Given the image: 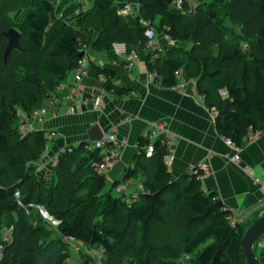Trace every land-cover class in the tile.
Instances as JSON below:
<instances>
[{
  "label": "trees",
  "instance_id": "trees-1",
  "mask_svg": "<svg viewBox=\"0 0 264 264\" xmlns=\"http://www.w3.org/2000/svg\"><path fill=\"white\" fill-rule=\"evenodd\" d=\"M174 2L93 0L85 9L74 0H0V233L8 231L6 240L0 238V264H69L75 243L97 249L102 264H175L184 257L190 264H246L241 240L259 217L232 228L227 222L232 212L216 193L203 192L200 174L171 178L163 161L165 141L157 140L153 157L145 158L141 138L133 168L112 183L115 189L142 177L141 192L126 203L124 194L104 191V175L97 171L101 157L89 156L86 142L58 156L51 180L37 178L34 164L46 151V132L19 129L20 114L40 109L87 57L84 45L118 58L112 45L135 51L146 43L142 23L147 22L157 33L190 45L152 62L147 58L146 68L159 86L173 88L196 78L199 95L216 112L217 133L238 147L249 130L264 131V0H205L194 6L184 0L180 10ZM125 4L138 6L132 24H122L119 11ZM19 10L26 14L16 23ZM11 28L20 34L19 49L3 64L2 34ZM89 73L104 77L107 92L130 93L111 83L116 77L111 71L89 64ZM34 206L58 225L48 229Z\"/></svg>",
  "mask_w": 264,
  "mask_h": 264
},
{
  "label": "crops",
  "instance_id": "crops-1",
  "mask_svg": "<svg viewBox=\"0 0 264 264\" xmlns=\"http://www.w3.org/2000/svg\"><path fill=\"white\" fill-rule=\"evenodd\" d=\"M25 14V10L17 11L13 20L18 23ZM129 15L134 20L137 12L132 10ZM187 45L170 44L156 32L153 46L146 43L136 46V59L131 66L123 58L95 52L89 64L97 70L113 72L116 77L111 83L129 90L128 95L105 91L104 77L88 71L77 83L83 94L81 99L70 91L74 79L71 72L43 103L46 113L42 121L26 119L33 131L54 133L53 138L48 139L43 156L34 164L37 178L50 180L53 177L54 160L65 149L77 147L82 142H94L89 140V131L97 126L102 135L113 133L119 142L123 141L111 166L102 172L105 186L110 185L109 191H112V183L121 179L128 168H133L140 153L139 141L149 125L159 123L166 130V146L172 157L167 168L173 180L179 179L192 166L203 163L207 170L201 179L204 193H216L222 204L234 214L243 216L245 222L262 216L264 131L255 142L244 141L238 152L239 163H232L236 152L217 133L213 110L207 108L199 95L197 79L181 80L182 89L163 88L146 68L148 57H164L174 48L186 51L190 47L185 48ZM22 120L20 118V122ZM142 180L138 177L122 183L123 194L126 197L138 195ZM255 254L259 264H264V238L257 242Z\"/></svg>",
  "mask_w": 264,
  "mask_h": 264
},
{
  "label": "built area",
  "instance_id": "built-area-1",
  "mask_svg": "<svg viewBox=\"0 0 264 264\" xmlns=\"http://www.w3.org/2000/svg\"><path fill=\"white\" fill-rule=\"evenodd\" d=\"M76 2H81V0H74ZM184 0H175L173 7L177 10H180L182 5H183ZM191 2V1H190ZM192 5V2H191ZM193 6V5H192ZM137 5H131V4H125L123 8L119 11V15H127L132 12V10L137 9ZM143 27L144 29V37L146 40V44L149 46H153L155 44V38H156V31L154 30L153 27H151L147 22H144ZM163 38L165 41L169 42L170 44H173L174 41L170 38L168 34L163 33L162 34ZM112 52L114 53L115 56L118 58H123L126 62H128V66H131L134 60L136 59V52L135 51H127V48L125 44H120L116 43L112 45ZM155 59V56L151 57L150 62H152ZM89 71V62L86 56H84L79 62H78V67L73 71L74 74V79H73V84L70 87V91L74 96H77L79 98H83V94L80 92V90L77 87V83L80 81L81 77L88 73ZM151 78L155 80L156 74L150 73ZM99 77L103 78L102 75H99ZM158 84V82H157ZM183 85L181 84V81L177 86L173 88H178L182 89ZM97 105V104H96ZM46 110L41 107L40 109L36 110L33 112L31 115L27 116L25 114H20V118L23 120L20 122L19 129L22 133L28 134L33 132L32 127L27 123L26 119H32L34 121H42L43 116L45 115ZM213 116L215 117L216 112L213 110L212 111ZM261 132L259 131H252L249 130L247 135L244 138V141L248 142H255L260 135ZM54 133H49L46 134V137L48 139L53 138ZM162 138L163 141L166 143V130L165 128L159 124V123H151L149 125L148 130L145 132L143 135V139L146 140V144L143 146V152L145 158H151L154 155L155 148L154 144L155 142L159 139ZM224 143L232 148L236 154L231 158V162L234 164L239 163V156L238 152L240 151V147L236 146L230 139L222 137ZM120 143L123 144V141L119 142L115 135L113 133H107L105 135H102L101 139L98 141L94 142H86L83 145V150L87 152V154H92L94 152H97L98 155L101 157V163L98 165L97 171L102 173L104 172L108 167L111 166L112 161H113V156L118 152ZM70 151V148L67 149ZM164 164L166 166H169L172 162V157L167 154L163 158ZM57 159L54 160V165H56ZM207 172L206 170V165L203 163H199L195 166H192L187 170V175L189 176H197L200 174L199 179H202ZM115 191L117 194H123L124 192V187L123 184H119L116 188ZM14 198L16 200L17 205L22 206L21 204V195L19 191H16L14 193ZM137 198L136 196H131V197H126V203L134 202ZM34 208L37 210L38 214L40 217L47 222L50 226L55 227L58 225V222L56 220H53L49 214L45 211V209L41 206H34ZM227 222L232 228H235L237 225L242 224L245 222V218L240 215H236L232 212L231 215L227 217ZM4 232V233H3ZM8 231L3 230L0 233V238L2 240H6L7 238ZM2 251L3 247L0 244V259L2 258Z\"/></svg>",
  "mask_w": 264,
  "mask_h": 264
},
{
  "label": "water",
  "instance_id": "water-1",
  "mask_svg": "<svg viewBox=\"0 0 264 264\" xmlns=\"http://www.w3.org/2000/svg\"><path fill=\"white\" fill-rule=\"evenodd\" d=\"M7 39V45L3 56V64L6 63L9 52L13 49H19L20 34L15 29L11 28L2 34ZM84 53H80L79 57H82ZM102 137L97 126H94L89 131V140L98 141ZM264 236V214L257 218L244 232L241 246L246 264H259L257 256L255 254V246L257 242Z\"/></svg>",
  "mask_w": 264,
  "mask_h": 264
},
{
  "label": "rangeland",
  "instance_id": "rangeland-1",
  "mask_svg": "<svg viewBox=\"0 0 264 264\" xmlns=\"http://www.w3.org/2000/svg\"><path fill=\"white\" fill-rule=\"evenodd\" d=\"M92 1L93 0H82L81 2L83 3L85 9H89L91 7ZM190 1L192 2L193 6H194L195 3L205 2V0H190ZM60 2L62 3V2H64V0H60ZM129 16H128V14L127 15H120V18L122 20V24L123 25L132 24L134 22V20L132 19L133 16L132 17L130 16V18H129ZM130 20H133V22L132 21L129 22ZM143 24H144V22L142 23V26H143ZM71 25L74 26V23L72 22ZM93 28H94V30H96L95 31V36L93 37V38H95L96 35L98 34V29L97 28H99V23L97 22L95 24V26H93ZM155 28H156V26H155ZM188 46L189 45L185 46V48H188ZM83 49H84L85 53H87L88 61H89L90 57H93L95 52H101L102 54H106L107 55V53L103 52L102 50H96V49L90 48V45H88L87 47L84 45ZM221 95L223 97H225L224 93H221ZM49 141L50 140H48V142ZM109 190H110V185L105 186L104 191L105 192H109ZM111 194L113 196H118L119 195V194H117L115 192V189H112ZM47 228L52 230L53 227L52 226H47ZM51 236L55 237V234L52 233ZM263 238H264V236L261 239H263ZM202 247H200L199 249H201ZM76 248H79V249H76ZM171 262H172V260H171ZM190 262H191L190 261V257H186V258L184 257L183 258V262L179 260L175 264H190ZM68 263L69 264H102L103 263V258H102L100 252L97 249L88 250V249H85L84 247L80 246L79 244L75 243L71 247V255H70V259H69ZM122 264H128V261L127 260H123Z\"/></svg>",
  "mask_w": 264,
  "mask_h": 264
}]
</instances>
